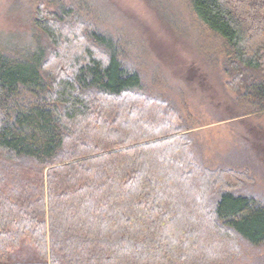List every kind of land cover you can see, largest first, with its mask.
<instances>
[{
    "label": "trees",
    "instance_id": "trees-1",
    "mask_svg": "<svg viewBox=\"0 0 264 264\" xmlns=\"http://www.w3.org/2000/svg\"><path fill=\"white\" fill-rule=\"evenodd\" d=\"M41 1L54 10L39 6L32 25L51 50L0 40V264H219L238 244L263 247L264 200L203 166L129 44L97 28L96 1ZM187 1L264 123V0ZM153 3L178 33L171 5ZM50 59L68 74L46 71Z\"/></svg>",
    "mask_w": 264,
    "mask_h": 264
},
{
    "label": "rangeland",
    "instance_id": "rangeland-1",
    "mask_svg": "<svg viewBox=\"0 0 264 264\" xmlns=\"http://www.w3.org/2000/svg\"><path fill=\"white\" fill-rule=\"evenodd\" d=\"M95 1L97 28L129 44V66L142 74L148 95L160 93L176 106L203 166L233 171L234 177L227 176L232 186L244 182V193L264 200V123L246 115L249 101L228 86L224 41L198 24L187 0H160L171 5L170 15L179 17L178 33L165 25L153 0ZM39 6L54 10L47 1L0 0V40L23 47L39 40L51 50L46 37L33 29ZM77 25V30H85L78 23L75 29ZM46 66V71L62 73L59 77L67 73L66 65L53 69L51 59ZM259 75L263 78L264 72ZM238 246V256L219 264H264V246Z\"/></svg>",
    "mask_w": 264,
    "mask_h": 264
}]
</instances>
